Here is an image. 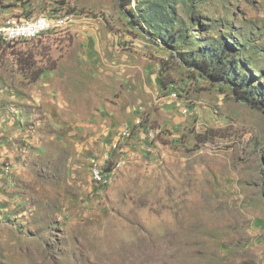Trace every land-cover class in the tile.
Returning a JSON list of instances; mask_svg holds the SVG:
<instances>
[{"label":"rangeland","instance_id":"rangeland-1","mask_svg":"<svg viewBox=\"0 0 264 264\" xmlns=\"http://www.w3.org/2000/svg\"><path fill=\"white\" fill-rule=\"evenodd\" d=\"M39 15L0 38V264H264V0H0Z\"/></svg>","mask_w":264,"mask_h":264},{"label":"bare ground","instance_id":"bare-ground-1","mask_svg":"<svg viewBox=\"0 0 264 264\" xmlns=\"http://www.w3.org/2000/svg\"><path fill=\"white\" fill-rule=\"evenodd\" d=\"M41 18L47 17L39 15L34 19H25L24 21H19L17 18L8 21L0 27L1 40L4 42H13L16 40L32 39L41 36L53 26L56 27L62 23L60 19H57L54 23L49 20L45 21L43 24H35L36 22L41 21ZM91 174H93L96 182L101 184L106 182L105 174H102L97 167L92 169Z\"/></svg>","mask_w":264,"mask_h":264},{"label":"trees","instance_id":"trees-1","mask_svg":"<svg viewBox=\"0 0 264 264\" xmlns=\"http://www.w3.org/2000/svg\"><path fill=\"white\" fill-rule=\"evenodd\" d=\"M49 18H51V17H49ZM54 18V17H53ZM218 63H220L221 64V67L223 66V63L221 62V61H219ZM223 71V73L225 72L224 71V69H222ZM222 77H223V75H222ZM246 91V90H245ZM244 90H243V92H245ZM255 94L253 95V97L252 98H250L249 96H247L246 94H244L242 97L244 98V99H246V100H248L250 103H253V104H255V105H261V104H263V94H262V92H260V91H258V92H255V91H253Z\"/></svg>","mask_w":264,"mask_h":264},{"label":"built area","instance_id":"built-area-1","mask_svg":"<svg viewBox=\"0 0 264 264\" xmlns=\"http://www.w3.org/2000/svg\"><path fill=\"white\" fill-rule=\"evenodd\" d=\"M49 20H51V19L41 18V21H38L35 24H43V23H45V21H49ZM100 172L103 173L102 170H100Z\"/></svg>","mask_w":264,"mask_h":264}]
</instances>
